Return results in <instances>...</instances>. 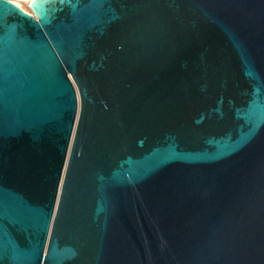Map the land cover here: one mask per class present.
Returning <instances> with one entry per match:
<instances>
[{
    "label": "water",
    "instance_id": "1",
    "mask_svg": "<svg viewBox=\"0 0 264 264\" xmlns=\"http://www.w3.org/2000/svg\"><path fill=\"white\" fill-rule=\"evenodd\" d=\"M0 264H264V0H0Z\"/></svg>",
    "mask_w": 264,
    "mask_h": 264
},
{
    "label": "rangeland",
    "instance_id": "2",
    "mask_svg": "<svg viewBox=\"0 0 264 264\" xmlns=\"http://www.w3.org/2000/svg\"><path fill=\"white\" fill-rule=\"evenodd\" d=\"M13 2L21 5L25 10H29V3L31 0H13Z\"/></svg>",
    "mask_w": 264,
    "mask_h": 264
},
{
    "label": "bare ground",
    "instance_id": "3",
    "mask_svg": "<svg viewBox=\"0 0 264 264\" xmlns=\"http://www.w3.org/2000/svg\"><path fill=\"white\" fill-rule=\"evenodd\" d=\"M13 1V0H12ZM19 5V4H18Z\"/></svg>",
    "mask_w": 264,
    "mask_h": 264
}]
</instances>
